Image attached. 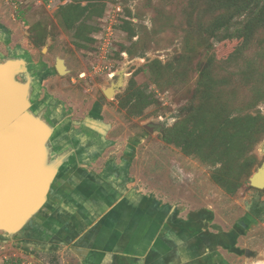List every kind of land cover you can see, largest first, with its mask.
Segmentation results:
<instances>
[{"label":"rangeland","instance_id":"obj_1","mask_svg":"<svg viewBox=\"0 0 264 264\" xmlns=\"http://www.w3.org/2000/svg\"><path fill=\"white\" fill-rule=\"evenodd\" d=\"M0 34V53L37 72L55 152L85 137L109 161L124 150L128 179L176 205L183 239L167 258L264 264V188L249 182L264 165V0H0ZM61 178L0 236V264H80Z\"/></svg>","mask_w":264,"mask_h":264},{"label":"crops","instance_id":"obj_2","mask_svg":"<svg viewBox=\"0 0 264 264\" xmlns=\"http://www.w3.org/2000/svg\"><path fill=\"white\" fill-rule=\"evenodd\" d=\"M89 139L73 149V166L61 173L73 188L72 210L61 214L64 235L77 242L80 264H174L168 254L180 255L183 239L176 205L166 197L152 198L128 179L132 159L126 151L109 161Z\"/></svg>","mask_w":264,"mask_h":264},{"label":"water","instance_id":"obj_3","mask_svg":"<svg viewBox=\"0 0 264 264\" xmlns=\"http://www.w3.org/2000/svg\"><path fill=\"white\" fill-rule=\"evenodd\" d=\"M30 64L21 54L0 53V236L6 237L21 233L46 206L73 151H54L57 126L38 107ZM263 171L264 165L249 180L253 187L264 188Z\"/></svg>","mask_w":264,"mask_h":264},{"label":"bare ground","instance_id":"obj_4","mask_svg":"<svg viewBox=\"0 0 264 264\" xmlns=\"http://www.w3.org/2000/svg\"><path fill=\"white\" fill-rule=\"evenodd\" d=\"M62 67H60V70L62 71ZM109 94H110V97L114 94V92H109ZM259 185L260 186H263V184H264V171L263 172H261V174L259 175ZM54 204V203H53Z\"/></svg>","mask_w":264,"mask_h":264},{"label":"trees","instance_id":"obj_5","mask_svg":"<svg viewBox=\"0 0 264 264\" xmlns=\"http://www.w3.org/2000/svg\"><path fill=\"white\" fill-rule=\"evenodd\" d=\"M245 36L248 37V36H249V33H248V35H247V33H245ZM196 133H197V132H196ZM196 133H195V134H196ZM199 145H200V144H199ZM183 146H184V144H183ZM260 212H261V209H255V211H254V213H255V217H256V216H259Z\"/></svg>","mask_w":264,"mask_h":264}]
</instances>
